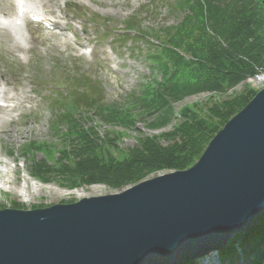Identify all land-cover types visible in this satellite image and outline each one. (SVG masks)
Masks as SVG:
<instances>
[{
  "label": "water",
  "instance_id": "95a60500",
  "mask_svg": "<svg viewBox=\"0 0 264 264\" xmlns=\"http://www.w3.org/2000/svg\"><path fill=\"white\" fill-rule=\"evenodd\" d=\"M263 215L264 83L186 170L71 204L0 210V264H186L249 235Z\"/></svg>",
  "mask_w": 264,
  "mask_h": 264
},
{
  "label": "rangeland",
  "instance_id": "374dc122",
  "mask_svg": "<svg viewBox=\"0 0 264 264\" xmlns=\"http://www.w3.org/2000/svg\"><path fill=\"white\" fill-rule=\"evenodd\" d=\"M40 1L48 2V0ZM171 1L173 0H50L49 7L52 15L49 14L47 19L57 21L62 25V30L51 31L39 27L34 29L29 26L31 35L24 30L25 42L20 45H15L4 32H0V92L9 98L10 106H17L11 115L12 122L4 125L0 132V160L7 162L14 172L11 176L15 179L12 190L9 188H7L8 192L0 190V210L43 209L56 204L75 203L84 198L112 195L129 188L120 189L100 181L71 188L68 183L63 182V179H61L63 181H55L56 178L52 176H44L52 177L48 178V181L53 180L46 184L43 183L45 178L41 179L42 175L35 172L36 168L32 160L36 159L37 162L47 160L48 165L52 167L62 166V164L71 166L60 149L65 143L62 141L73 139V137H68L69 133L66 131L59 135L54 134L52 123L54 115H58L60 110H57L55 113L59 112L55 114L48 101L67 97L70 84L66 83L70 80L73 71L81 75L89 74L102 85V95L106 99L105 103L109 105L108 108L117 105L125 107L127 97L136 92L140 84L150 76L149 61L145 59V54L150 47L145 38H133V40L129 39L128 43L115 44L112 34L122 31L125 21L132 17L136 18L135 22L145 33L147 29L163 32L164 28L175 26L180 22L183 14L169 12ZM151 4L155 6L152 12L148 7ZM0 7L8 10L2 1H0ZM70 10L79 12L80 19H74L69 14ZM93 15L112 22L108 26L111 30L109 37L102 38L95 33L94 26L90 24ZM10 60L17 64L21 72H13L11 66L12 72L8 70ZM260 77L239 84L227 95H221L222 92L213 93L210 90H202L182 100H170L166 106L169 109L162 110L155 119H134L131 123L126 122L127 124L119 127V121L110 124L100 115L92 114L90 115L92 118L84 119L82 125L89 124L88 122L91 121L90 123L98 133L97 137L104 140H101L102 143L99 142L104 156L108 155L123 162L131 161L132 152L140 148L141 142L146 139H159L161 135L173 131L183 110L197 109L203 115H208L215 103L227 101V98L233 96L235 97L228 101L243 95L246 97L251 92L257 93L264 83L263 80L259 83ZM90 92L95 95L98 89ZM0 105H6V103L0 102ZM163 106L160 103L156 105L160 109ZM129 113L124 109L117 114L120 117L128 116ZM0 119L3 121L7 119L6 114L1 111ZM225 123L222 122L219 131ZM57 136L59 139L55 140ZM92 142L95 143V141ZM158 142L163 146L169 144L162 138ZM46 143H53L55 149L41 148L43 144L47 147ZM87 144L82 142L73 145V148L77 152ZM31 148L35 154L29 157L27 153ZM59 150L62 157L58 163ZM163 173L169 172H156L141 182ZM25 177L42 187L39 195L34 197L30 204L23 203L18 195ZM2 180L0 173V186H3ZM205 262L221 264L217 255H214L213 260L203 261L201 264Z\"/></svg>",
  "mask_w": 264,
  "mask_h": 264
},
{
  "label": "trees",
  "instance_id": "16d2710c",
  "mask_svg": "<svg viewBox=\"0 0 264 264\" xmlns=\"http://www.w3.org/2000/svg\"><path fill=\"white\" fill-rule=\"evenodd\" d=\"M173 5V10L183 17L176 26L148 36L154 42L147 56L151 79L127 97L125 107L108 108L101 88L96 87L95 95L90 92L93 85L89 89L86 85L82 94H70L67 98L52 129L55 135L66 131L68 137H73L62 141L65 143L60 149L71 166L52 167L47 160H32L35 172L45 178L43 183L49 184L53 180H48L55 177V181L63 179L71 188L100 181L124 189L156 172L186 170L199 159L222 122L227 123L256 95L251 92L246 97L232 100L233 96L231 101L227 98L217 102L208 115L197 109L183 110L173 131L160 137L168 141L167 146L158 142L160 138L146 139L132 152L131 161L103 155L102 139L97 137L91 121L82 125L84 119L92 118L90 115H100L110 124L119 121V127L134 119H155L170 100H182L202 90L227 95L239 84L264 74V0H174ZM126 28L132 32L135 25L128 21ZM158 103L164 106L160 109L156 107ZM124 109L130 113L119 117ZM82 142L88 144L76 152L73 145ZM46 144L41 148L55 149L53 143ZM60 150L58 163L62 157ZM33 153L31 148L27 155L32 157ZM214 255L221 264H264V215L249 235L237 237Z\"/></svg>",
  "mask_w": 264,
  "mask_h": 264
},
{
  "label": "bare ground",
  "instance_id": "6f19581e",
  "mask_svg": "<svg viewBox=\"0 0 264 264\" xmlns=\"http://www.w3.org/2000/svg\"><path fill=\"white\" fill-rule=\"evenodd\" d=\"M11 6L13 5L11 3V0H6ZM28 3L30 2H35L37 3V0H26ZM11 8V7H10ZM19 15V9L17 7L16 10V17H18ZM43 14L40 13L38 15H34V17L39 18L38 16H42ZM42 21L46 22L47 20H43V18H41ZM0 24L4 25L3 22L0 21ZM52 27H54L55 29H62V26L59 25L58 23H53ZM6 31H7V36L8 38L14 42V44L16 45H20V40L22 39L23 35L19 30H13L12 28H10L9 26H6ZM1 30V28H0ZM263 82H264V74H263ZM0 101L6 103V105L4 106H0V111L5 113L7 116L6 121H3L2 119H0V132L2 131V128L4 125L6 124H10L12 122L11 119V115L14 112V110L17 108V106H10V100L7 96H5V94L3 92H0ZM10 134V132H9ZM22 137H25L24 134H21ZM2 166V169L0 170V173L2 174L3 180H2V185L0 186V190L4 191V192H8L9 190H12L13 185L15 184V179L12 178L11 174H13L14 172L9 168V165L7 164V162L5 161H1L0 160V167ZM23 185L21 187V189L18 192V195L20 196L21 200L23 203L25 204H30L31 201L34 199V197L38 196L40 193V190L42 189L41 186H39L37 183H35L33 180L25 177V179L23 180ZM49 189H51L49 187ZM214 255L208 256L204 259H200L199 261H201V263L203 261H211L213 260ZM204 264H209V262H205Z\"/></svg>",
  "mask_w": 264,
  "mask_h": 264
}]
</instances>
